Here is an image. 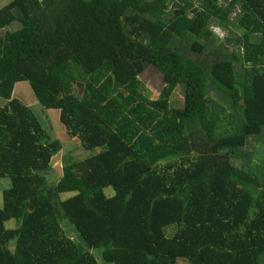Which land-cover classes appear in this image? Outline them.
<instances>
[{
	"label": "trees",
	"instance_id": "1",
	"mask_svg": "<svg viewBox=\"0 0 264 264\" xmlns=\"http://www.w3.org/2000/svg\"><path fill=\"white\" fill-rule=\"evenodd\" d=\"M9 28L0 178L12 186L0 264H99L92 249L107 264H264V0H11L0 9V30ZM235 62L246 70L242 92ZM149 65L164 83L156 100L141 88ZM20 82L85 149L101 151L67 160L50 182L63 144L13 96ZM179 86L183 105L173 107ZM212 88L240 116L231 128Z\"/></svg>",
	"mask_w": 264,
	"mask_h": 264
},
{
	"label": "rangeland",
	"instance_id": "2",
	"mask_svg": "<svg viewBox=\"0 0 264 264\" xmlns=\"http://www.w3.org/2000/svg\"><path fill=\"white\" fill-rule=\"evenodd\" d=\"M9 2H11V0H0V9L6 6ZM223 2H229V0H224V1L222 0V3ZM235 13L237 14L238 11L234 12V14L231 16V18H233L232 20L236 18ZM8 30H10V28L0 30V37H4L5 33ZM213 30L221 38V41L225 40L226 36L229 34L219 27H216ZM76 72L81 73L80 69H77ZM232 72L234 79L238 83L237 85V87H239L238 90L242 92L241 85L244 84L245 82L243 81L244 76L242 78V74H246V70L243 66V63L240 64L238 62H235ZM141 80L143 82L141 88L144 94L152 100L158 99V96L161 94V91L164 88V83L162 81V74L160 73V71L157 70L152 65H149L146 68V70L141 74ZM73 88L75 94L80 95L81 92L83 91L82 81L74 84ZM13 96L32 108L38 121L42 125L46 134L51 139H58L63 144L62 150L52 159L53 170L49 173V178H48L50 182H55L62 177L63 165L67 160L80 162L87 158H90L91 156L101 151L100 149H95V150L85 149L79 138L72 137L68 133L66 127L60 122L59 113L53 114L47 112L44 109V107L37 101L36 96L28 82H20L16 84ZM211 97L215 101V108L216 111L218 112L220 118L219 120L221 122L220 125H222L223 127L228 126L231 128V126L234 124L235 121H237V119L240 116L238 118L232 116L231 112L228 109L229 106H232V101L227 98L230 97V95H225V93L222 94L216 88H212ZM183 100H184V90L183 87L179 86L174 91L171 97L170 104L173 107H180L181 105H183ZM4 102L5 101L0 99V107L4 105ZM241 161L242 160L238 159V164H240ZM11 186H12V178L10 176L0 178L1 207H3L5 203V198H4L5 192L8 189H10ZM105 194L108 197H111L115 194V191L113 190V188H107L105 189ZM74 196H76L75 193H65L60 195V199L62 201H67L73 198ZM61 224L63 226L66 235L76 240L77 233L75 232V228L71 225V223L67 219H63L61 221ZM7 227L10 229L16 228L17 221L12 220L8 222ZM177 230H178V226L176 225L168 227L166 229L167 237H173L174 234L177 232ZM91 253L95 256L99 264H107L103 259V249H92ZM179 264H187V263L180 262Z\"/></svg>",
	"mask_w": 264,
	"mask_h": 264
}]
</instances>
